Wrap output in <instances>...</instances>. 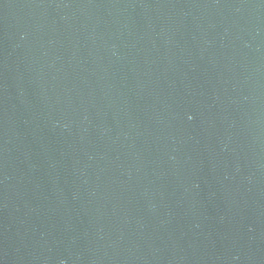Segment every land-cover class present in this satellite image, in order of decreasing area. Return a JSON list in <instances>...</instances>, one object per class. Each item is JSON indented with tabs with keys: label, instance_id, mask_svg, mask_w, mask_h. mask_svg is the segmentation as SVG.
<instances>
[{
	"label": "water",
	"instance_id": "95a60500",
	"mask_svg": "<svg viewBox=\"0 0 264 264\" xmlns=\"http://www.w3.org/2000/svg\"><path fill=\"white\" fill-rule=\"evenodd\" d=\"M0 264H264V0H0Z\"/></svg>",
	"mask_w": 264,
	"mask_h": 264
}]
</instances>
